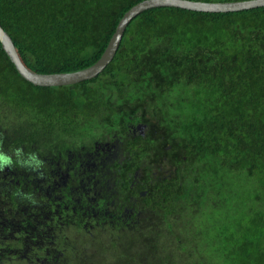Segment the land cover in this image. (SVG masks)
<instances>
[{
    "label": "trees",
    "instance_id": "1",
    "mask_svg": "<svg viewBox=\"0 0 264 264\" xmlns=\"http://www.w3.org/2000/svg\"><path fill=\"white\" fill-rule=\"evenodd\" d=\"M139 1L0 0V25L31 70L75 71L99 58ZM130 117L155 129L147 133L155 161L171 144L183 168L157 184L154 213L140 227L90 241L72 231L55 264H264V6L143 10L106 67L68 85L29 82L0 43L6 134L69 146Z\"/></svg>",
    "mask_w": 264,
    "mask_h": 264
},
{
    "label": "flooded vegetation",
    "instance_id": "2",
    "mask_svg": "<svg viewBox=\"0 0 264 264\" xmlns=\"http://www.w3.org/2000/svg\"><path fill=\"white\" fill-rule=\"evenodd\" d=\"M122 126L56 147L26 145L0 129V264H55L72 231L96 240L153 215L157 184H167L185 156L168 144L170 153L155 161L152 124L130 117Z\"/></svg>",
    "mask_w": 264,
    "mask_h": 264
},
{
    "label": "water",
    "instance_id": "3",
    "mask_svg": "<svg viewBox=\"0 0 264 264\" xmlns=\"http://www.w3.org/2000/svg\"><path fill=\"white\" fill-rule=\"evenodd\" d=\"M159 6H172L204 12H228L264 6V0H141L131 6L119 19L113 34L99 58L85 68L69 72L39 73L28 68L20 59L11 36L1 25L0 43L18 73L34 85L60 86L74 84L97 76L112 60L124 30L131 19L143 10Z\"/></svg>",
    "mask_w": 264,
    "mask_h": 264
}]
</instances>
